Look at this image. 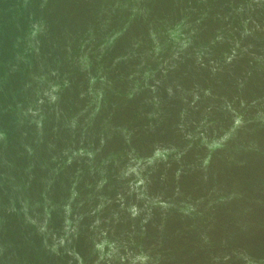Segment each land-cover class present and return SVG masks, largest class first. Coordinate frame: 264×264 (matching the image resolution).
I'll use <instances>...</instances> for the list:
<instances>
[{"label": "water", "instance_id": "1", "mask_svg": "<svg viewBox=\"0 0 264 264\" xmlns=\"http://www.w3.org/2000/svg\"><path fill=\"white\" fill-rule=\"evenodd\" d=\"M0 264H264V0H0Z\"/></svg>", "mask_w": 264, "mask_h": 264}]
</instances>
